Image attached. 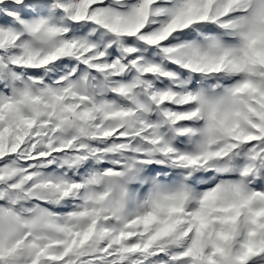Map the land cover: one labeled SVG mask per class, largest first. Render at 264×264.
<instances>
[{
	"label": "snow or ice",
	"instance_id": "1",
	"mask_svg": "<svg viewBox=\"0 0 264 264\" xmlns=\"http://www.w3.org/2000/svg\"><path fill=\"white\" fill-rule=\"evenodd\" d=\"M0 264H264V0H0Z\"/></svg>",
	"mask_w": 264,
	"mask_h": 264
}]
</instances>
